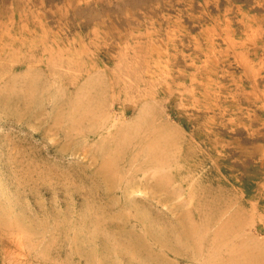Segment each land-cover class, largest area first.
I'll return each instance as SVG.
<instances>
[{
  "label": "rangeland",
  "instance_id": "374dc122",
  "mask_svg": "<svg viewBox=\"0 0 264 264\" xmlns=\"http://www.w3.org/2000/svg\"><path fill=\"white\" fill-rule=\"evenodd\" d=\"M0 264H264V0H0Z\"/></svg>",
  "mask_w": 264,
  "mask_h": 264
},
{
  "label": "bare ground",
  "instance_id": "6f19581e",
  "mask_svg": "<svg viewBox=\"0 0 264 264\" xmlns=\"http://www.w3.org/2000/svg\"><path fill=\"white\" fill-rule=\"evenodd\" d=\"M192 232V231H191ZM197 247V246H196ZM134 248V247H133ZM199 249V248H198ZM134 250H135V248H134ZM137 250V249H136Z\"/></svg>",
  "mask_w": 264,
  "mask_h": 264
}]
</instances>
